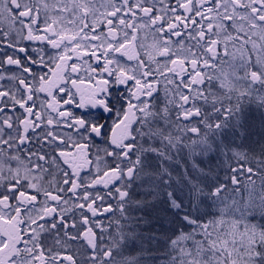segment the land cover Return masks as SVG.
<instances>
[{
	"label": "snow or ice",
	"instance_id": "1",
	"mask_svg": "<svg viewBox=\"0 0 264 264\" xmlns=\"http://www.w3.org/2000/svg\"><path fill=\"white\" fill-rule=\"evenodd\" d=\"M0 264H264V0H0Z\"/></svg>",
	"mask_w": 264,
	"mask_h": 264
}]
</instances>
